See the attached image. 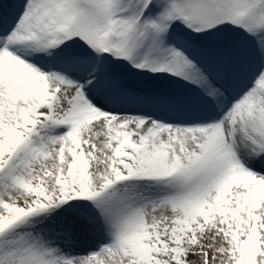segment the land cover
<instances>
[{
	"label": "snow or ice",
	"instance_id": "obj_1",
	"mask_svg": "<svg viewBox=\"0 0 264 264\" xmlns=\"http://www.w3.org/2000/svg\"><path fill=\"white\" fill-rule=\"evenodd\" d=\"M0 264H264V0L0 2Z\"/></svg>",
	"mask_w": 264,
	"mask_h": 264
},
{
	"label": "rangeland",
	"instance_id": "obj_2",
	"mask_svg": "<svg viewBox=\"0 0 264 264\" xmlns=\"http://www.w3.org/2000/svg\"><path fill=\"white\" fill-rule=\"evenodd\" d=\"M76 249L79 251L81 250V248H86L87 247V244L85 243H82V242H78L76 245H75ZM80 248V249H79Z\"/></svg>",
	"mask_w": 264,
	"mask_h": 264
},
{
	"label": "bare ground",
	"instance_id": "obj_3",
	"mask_svg": "<svg viewBox=\"0 0 264 264\" xmlns=\"http://www.w3.org/2000/svg\"><path fill=\"white\" fill-rule=\"evenodd\" d=\"M1 2H10V0H2ZM10 7V5H5V9L7 10ZM84 248V247H83ZM81 248V249H83ZM80 249V248H79Z\"/></svg>",
	"mask_w": 264,
	"mask_h": 264
}]
</instances>
